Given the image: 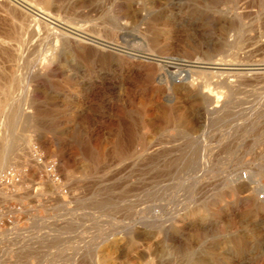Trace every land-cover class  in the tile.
Listing matches in <instances>:
<instances>
[{
	"label": "rangeland",
	"instance_id": "rangeland-1",
	"mask_svg": "<svg viewBox=\"0 0 264 264\" xmlns=\"http://www.w3.org/2000/svg\"><path fill=\"white\" fill-rule=\"evenodd\" d=\"M33 2L87 39L0 0L11 52L60 59L27 101L24 80L0 84V264H264V74L211 118L170 102L156 63L88 40L263 63L264 0Z\"/></svg>",
	"mask_w": 264,
	"mask_h": 264
},
{
	"label": "bare ground",
	"instance_id": "bare-ground-1",
	"mask_svg": "<svg viewBox=\"0 0 264 264\" xmlns=\"http://www.w3.org/2000/svg\"><path fill=\"white\" fill-rule=\"evenodd\" d=\"M9 1L18 2L24 7L33 11L36 15L43 17L45 19L47 18L48 20L54 23V26L56 24L59 27L67 29L76 35L85 37V35L83 36V34L80 35V32H78L79 33L78 34L77 32L73 31L74 29L70 30L69 28H65V26L63 27L62 26L63 22L61 20L47 13L44 9L39 7V5L38 6L35 5L34 3L36 1L33 3H32L33 0L31 1L30 0L29 1L28 0L27 1L26 0H9ZM54 26L53 28H55ZM60 32L64 33L63 31H60ZM85 38L87 39V36ZM89 39L97 44L103 45L104 47L106 46V47L119 51L120 53L124 54V57L125 59L127 58V60L132 59V61L136 63H143V62L156 63L159 66V68L162 70L163 82L167 84V86H169V88L173 92L177 91L176 94L169 93L171 95V98L169 99V101L172 103H175L178 99H182V98H185V99L189 98L190 100H193V101H202L204 105V109L207 112L206 114H208L211 118L221 117L224 114L226 108L229 107L230 99L235 94V87L238 84L237 79L238 77H240V75L264 74V62L258 63V64H243V63H234V62H229L226 60H216V59H212L213 61L211 60L206 61L202 58H195L193 60H189V59H184V58H179V57H169V56L161 57V56L156 55L149 48L150 47L149 43L146 42V40H144L141 43H138L137 46L136 44H134L136 47H134V45L133 47L119 46V45L115 47L114 45L111 46L109 44L102 42L101 40H93L88 37V40ZM11 48H12V44L10 40L8 39L4 40L0 38V84L7 86V84H11V82L16 83L17 81L20 82L24 80L26 83L25 84L26 85V88H25L26 99L25 100L27 101V99H29L28 96L30 92L28 90L31 89L30 86L34 85V87L36 88V87L42 86L41 83L49 82L50 76L54 75L53 73L57 70V66L60 63V59L57 55L58 51H55V50L58 49V44L55 45L54 51H50L51 53H46L45 51L40 52L33 58L25 51L24 48H19V51H15V52L13 51L11 52L10 51L12 50ZM139 70H142V69H139ZM51 85L52 83L50 84V86ZM183 91H187L188 94L183 95ZM154 95H155V92H154ZM0 97L3 99L2 96ZM26 104L27 102L25 103V105ZM25 109L26 108H22L21 110H19V113L17 114V116H19V119H18L19 123H21L23 120L28 121L30 119ZM144 111L146 113L149 110L145 109ZM29 113L31 114V112ZM183 114L184 115H180L178 121L176 122L177 123L176 125L183 129H185L188 126L194 125L192 121H189L187 119V115L185 116V113ZM168 116L171 117L172 114H168ZM200 118L201 116L199 117V119ZM10 129L9 127L6 126L4 130L5 134H7ZM7 137H6V141L9 139V138L7 139ZM6 141H3L0 144V162L1 163L6 161L5 160L6 158L4 156L5 153H3V150L1 149V146L4 145Z\"/></svg>",
	"mask_w": 264,
	"mask_h": 264
}]
</instances>
